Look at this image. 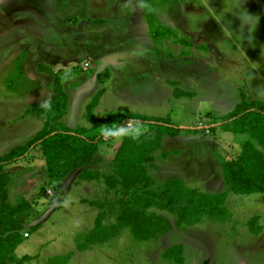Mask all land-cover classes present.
Here are the masks:
<instances>
[{
  "label": "rangeland",
  "instance_id": "rangeland-1",
  "mask_svg": "<svg viewBox=\"0 0 264 264\" xmlns=\"http://www.w3.org/2000/svg\"><path fill=\"white\" fill-rule=\"evenodd\" d=\"M200 2L0 0V157L39 131L34 120L22 122L20 118L29 112L36 114L34 100L55 96L51 87L60 84L65 92L62 99L67 100L62 122L71 128L83 127L89 134L113 126L120 113L162 117L178 127L199 129L204 137L172 140V135L162 136L163 151L154 158L159 172L153 190L171 178L204 192V188L218 186L210 153L229 159L247 140L245 134L231 131L230 123L221 125L222 117L241 101L264 105V0H243L242 7L258 17L252 42L246 39L247 26L239 30L243 38L222 35L216 21L206 18ZM228 3L230 0H208L216 11ZM101 8L106 9L109 21L96 20ZM66 16L72 17L68 21L72 28L60 23ZM225 18L237 31L238 19L230 13ZM27 47L28 55L24 52ZM86 53L103 64L91 69L95 62ZM39 56L46 63L34 62ZM100 91L96 105L90 107ZM87 116H94L99 125L91 128ZM148 128L146 123L128 122L114 140ZM206 138L214 141L213 146L205 143ZM38 166L39 173L35 171ZM9 167L13 168L7 170ZM3 170L12 180L10 184L15 181L7 185L8 202L16 206L24 199L28 203L17 218L25 221L35 213L44 216L20 248L50 253L55 249L53 241L47 244L51 238L60 251L75 245L70 232L77 236L85 230L91 218L89 208L70 202L76 188L75 192L67 190L68 201L52 208L47 201L49 189H53L49 198L53 203L61 188L55 180L48 182L39 148ZM222 184L226 186L223 180ZM114 194L115 201L122 198L117 188ZM229 194L225 205L231 216L227 219L205 217L174 233L170 241L177 239L184 247L180 263L162 256L161 241L147 245L125 238L116 240L115 248L85 251V263L78 264H264V193ZM153 211L162 213L158 208L145 210ZM162 216L169 221L175 217L167 212ZM252 216L257 217L251 221L256 233L247 222Z\"/></svg>",
  "mask_w": 264,
  "mask_h": 264
},
{
  "label": "trees",
  "instance_id": "trees-1",
  "mask_svg": "<svg viewBox=\"0 0 264 264\" xmlns=\"http://www.w3.org/2000/svg\"><path fill=\"white\" fill-rule=\"evenodd\" d=\"M49 75L54 73L49 72ZM51 89L55 96L46 103L32 104L36 114L43 119L39 131L31 140L0 157V264L11 259L15 247L22 242L20 231L23 224L17 215L28 208L24 199L16 206L8 202L9 177L4 167L39 148L49 181L55 180L58 185L71 170L90 163L98 147L111 141L128 122L146 123L149 128L120 138L109 160L113 175H103L107 186L117 185V191L122 193V198L116 201L119 207L116 224L104 225L98 218L94 228L76 237L77 250L87 249L96 241L107 239L118 226L128 227L140 240L168 232L170 221L157 212H145L149 208L175 215L173 224L177 229L199 223L205 217L225 220L230 216L225 206L227 191L204 192L186 186L179 178L162 182L157 185V191L152 188L156 181L148 169L155 168L152 153L160 148L162 136H174L180 131L196 134L199 129L178 127L162 117L120 113L114 117L113 126L103 132H94L93 129L89 134L83 127L71 128L61 121L67 110V100L62 99L65 92L60 84ZM99 94L101 91L92 98L90 107L96 105ZM87 119L92 123L91 128L99 125L94 116H87ZM227 123L232 126L231 131L245 134L247 140L233 157L218 159L222 180L227 189L235 194L264 192V105L255 100L248 103L241 101L222 117L220 124L229 125ZM253 219L250 218L248 224L249 229L255 232L257 230L253 231L251 223ZM181 252L180 244L173 245L162 256L180 263L183 261ZM69 258L70 253L56 255L44 264H67Z\"/></svg>",
  "mask_w": 264,
  "mask_h": 264
},
{
  "label": "crops",
  "instance_id": "crops-1",
  "mask_svg": "<svg viewBox=\"0 0 264 264\" xmlns=\"http://www.w3.org/2000/svg\"><path fill=\"white\" fill-rule=\"evenodd\" d=\"M98 11H99V12H97L98 16H100L102 18H100V17L96 18L97 21H99V20L102 21V19H106L108 21L110 20V16L106 15V12H105L106 9L101 8ZM69 18L70 17L66 16L63 19V21H61L60 23L67 24L68 27L72 28L73 26L68 24V21H70V19L72 17L70 19ZM103 22H105V20H103ZM53 23H55V22H53ZM43 25H47V23H43ZM56 25H57V23H56ZM57 27H58V25H57ZM28 50H30V47H27L24 50V52H26L27 55L29 53ZM86 55L89 57H92L94 62H95L92 66H90L91 69H96L97 64L100 65V63H102V61H103L102 60L99 63L96 61L95 57H93L91 54L86 53ZM41 60H42V62H40ZM34 62L46 63V59L44 57L39 56L37 58V60H34ZM99 71H101V70H99ZM97 72H98V70L95 71V73H94L95 76L98 75V74H96ZM36 96H38V95H36ZM49 97L51 99L53 97V95H51ZM47 100H49V99L48 98H46V99H42V98L41 99H35L34 101H36V102H33L32 104L41 103V102L46 103ZM64 115H65V113H64ZM63 116L61 117V119H63ZM27 118L35 121V126H37L35 130H38V128L39 129L41 128V126L43 124V119L41 118L40 115L29 112L28 114H25L24 117L20 118V120L23 122V121H25L24 119H27ZM132 124H134V123H132ZM136 132H140V131H136ZM196 136H203V135L200 133L194 134V133L182 132L180 134L172 136V138H170V139L181 140V139H185L187 137H196ZM163 139H165V138H163ZM118 141L119 140H114V138H113L108 143L100 145L98 147L97 152L94 154L90 163L71 170L68 173V175L58 184L59 187L61 188V191H59V195L55 197V201L53 203L49 199L53 193V189L52 188L49 189L50 192L48 193L47 201L52 204V208L59 207L60 201L61 202H65V200L68 201L66 199L65 194H66V192H68L67 190H69L70 188L72 189V192H75V191L76 192L74 193V195L70 199L71 201L70 200L69 201L72 204H76V203L83 204L86 206V208H89L88 210H89V213L91 214V218L88 220V223L85 225V227H84L85 230L83 232L79 233L78 235L86 234L89 230L94 228L96 221H98V218H99V222L101 224H104V225L116 224V216L118 214L119 207H118V203L116 202L117 200L115 201V194L116 193L114 194V192L116 191L117 185L111 186V187L107 186L106 183L104 182L103 175H113L112 168H111V165L109 163L110 159H107L106 156L108 154H111V156H112L113 151H114V149H112V146L114 147ZM205 143H208L211 147V145L213 146L214 141H212L208 138L205 141ZM162 146H163V142H162ZM162 146L160 149H158L152 153V163L155 165L156 170H155V168H149L148 169V173L152 177H154V179H155V175L159 172V166H157L155 164L156 162H154V158L157 155V153H160L163 151ZM212 155L213 154L210 153V161H211L212 165L216 166V170H217L216 176L218 177V179L215 182H217L216 184H218V186H220V187L214 186L211 189H207V188L205 189L204 188V190L206 192H218V191L224 189L225 191H227V198H226V200H227L229 198V195H230L229 193H232V192L229 191L226 186H223L222 179L220 176L219 160L215 155L214 156H212ZM33 167H32V169H34ZM39 167L40 166H38V169H35V171L38 173L40 171L39 169H41ZM12 168L13 167H9V168H7V170L12 169ZM33 172H34V170H33ZM44 172L46 173V170H44ZM42 178L45 179V175H43ZM47 180L49 181L48 177H47ZM11 181H9L8 186L11 185L12 183H15L14 179H13V182L10 184ZM16 181H18V180L16 179ZM184 183L186 185L185 181H184ZM216 184H214V185H216ZM187 185H188V187H190L189 186L190 184H187ZM73 188H76L75 191ZM77 189H78V191H77ZM8 193H9V189H8ZM81 193L82 194L84 193L85 196H82ZM261 193H264V192L247 193V194H243V195L261 194ZM233 194H235V193H233ZM227 202L228 201H225V203H227ZM164 212H166V211H162V213H160L158 211L157 213L164 215ZM43 217L44 216H40V215H38V213H35V214H32L31 217H29V219H27L25 221L22 220L23 229L20 231V233L23 236L22 242L25 238H28L30 236L32 231H35L38 229L39 224H40L39 222L43 219ZM252 217L257 218L255 216H252ZM213 220L224 221V220H217V219H213ZM173 221H174V219H173ZM173 221H170L171 229L168 232H166L164 234H156L153 237H150L146 240L137 239L132 234V232L130 231V229L128 227L118 226V228L116 229V232L113 235H111L110 237H108L107 239H104L102 241H96L89 248L83 249L81 251L76 249V243H75V245H71V246L68 244V246H66V248L63 251H60L61 249L56 248L57 241L53 238H51L47 242V244H49L51 241L54 242L55 249L51 250L50 253H46V251L42 252V249L39 252H35V251L33 252V251H29L28 249L20 248L22 245V242H21L15 247V249L12 253V258L6 259L4 261V264H44L46 262V260L52 256L65 255L67 253H70V258H69V261L67 264H78V262H81V261H84V263H85L86 258H83L85 251H88V250H92V251L98 250L99 251L101 249L105 250L106 246H109L111 248H115L117 246L116 240L125 239V238L128 239L129 241H131V239H133L135 241H138L139 243H141V241H142V242H145V244H147V245L150 244V241H154V242L161 241V243H160L162 246L161 252L163 253L167 248H169L173 245H176L178 243L177 239H175L176 241H174V242L170 241V239L173 240L174 233L178 232V230L179 231L181 230V229H177L174 226ZM73 232L74 231L70 232V236L72 238H76L78 235L76 236V234H73ZM24 233H26V235H24ZM175 242H176V244H174ZM177 245H179V244H177ZM180 245H182V244H180ZM67 249L69 252L65 253V251ZM182 250L184 251L183 245H182ZM183 251H182V253H183ZM29 253H31V254H29ZM45 256H48V258L45 259Z\"/></svg>",
  "mask_w": 264,
  "mask_h": 264
},
{
  "label": "clouds",
  "instance_id": "clouds-1",
  "mask_svg": "<svg viewBox=\"0 0 264 264\" xmlns=\"http://www.w3.org/2000/svg\"><path fill=\"white\" fill-rule=\"evenodd\" d=\"M243 0H230L227 5L223 4L220 11H216L213 7H210L208 0H201L200 5L203 6L207 17H211L218 24L222 35L231 36L233 34H239V30H243L247 26V37L246 39L252 42V32L256 26L258 17L256 15L250 14L244 7H242ZM225 13H230L232 16L236 17L239 21L238 30L234 31L231 27V21L225 18ZM243 38V37H242Z\"/></svg>",
  "mask_w": 264,
  "mask_h": 264
},
{
  "label": "built area",
  "instance_id": "built-area-1",
  "mask_svg": "<svg viewBox=\"0 0 264 264\" xmlns=\"http://www.w3.org/2000/svg\"><path fill=\"white\" fill-rule=\"evenodd\" d=\"M24 235H26V233H24Z\"/></svg>",
  "mask_w": 264,
  "mask_h": 264
}]
</instances>
